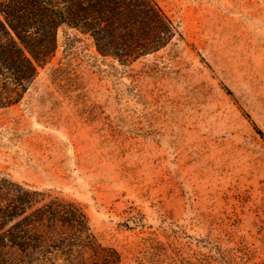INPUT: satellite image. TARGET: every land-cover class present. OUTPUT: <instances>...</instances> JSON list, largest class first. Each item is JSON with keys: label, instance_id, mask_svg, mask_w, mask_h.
Returning a JSON list of instances; mask_svg holds the SVG:
<instances>
[{"label": "rangeland", "instance_id": "obj_1", "mask_svg": "<svg viewBox=\"0 0 264 264\" xmlns=\"http://www.w3.org/2000/svg\"><path fill=\"white\" fill-rule=\"evenodd\" d=\"M152 2L172 39L128 63L58 30L0 174L81 205L118 264H264V0Z\"/></svg>", "mask_w": 264, "mask_h": 264}, {"label": "trees", "instance_id": "obj_2", "mask_svg": "<svg viewBox=\"0 0 264 264\" xmlns=\"http://www.w3.org/2000/svg\"><path fill=\"white\" fill-rule=\"evenodd\" d=\"M62 26L122 63L166 47L173 35L152 0H0V109L22 101L54 56ZM118 263L81 205L0 174V264Z\"/></svg>", "mask_w": 264, "mask_h": 264}]
</instances>
